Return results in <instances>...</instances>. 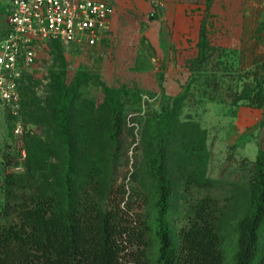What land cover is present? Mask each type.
Returning a JSON list of instances; mask_svg holds the SVG:
<instances>
[{
  "label": "rangeland",
  "instance_id": "1",
  "mask_svg": "<svg viewBox=\"0 0 264 264\" xmlns=\"http://www.w3.org/2000/svg\"><path fill=\"white\" fill-rule=\"evenodd\" d=\"M7 8L0 5V43ZM261 32L254 28L244 34L242 28H233L231 48L224 54L209 43L206 52L213 56L201 64H192L191 48L175 62L144 39L130 51L112 52L79 50L55 41L41 44L17 82L19 99L0 98V224L7 219L12 188L22 193L24 187L35 195L50 189L70 203L87 195L106 202L118 194L122 206L147 228L145 257L156 264L159 210L148 164L156 151L160 118L180 95L184 103L169 153L174 191L166 223L179 244L180 229L207 194L193 186V179L214 182L209 194L225 201L221 248L225 264H234L237 223L251 205L250 161L256 155L248 144L254 141L264 149V108L250 107L245 100L231 103L253 77L247 73L255 71V60L262 59ZM64 101L69 137L56 123ZM261 236L263 248L264 227Z\"/></svg>",
  "mask_w": 264,
  "mask_h": 264
},
{
  "label": "trees",
  "instance_id": "2",
  "mask_svg": "<svg viewBox=\"0 0 264 264\" xmlns=\"http://www.w3.org/2000/svg\"><path fill=\"white\" fill-rule=\"evenodd\" d=\"M209 34L203 25L199 42L193 51L190 50L192 64L209 61L213 56V52H206V48L210 49L207 47L211 43ZM218 49L224 54L227 52ZM260 57L264 60V53ZM260 60H255V71L247 73L253 77L245 83L243 94L236 96L232 105L245 100L250 107L264 108V62ZM183 103L184 98L177 95L173 109H168L160 118L156 151L148 164L157 190L159 210L160 254L156 264H225L220 234V210L225 201L218 195L209 194L215 187L214 182L193 179V186L207 194L194 205L188 223L180 229L179 244H174L166 223L174 191L169 153L180 127L179 111ZM59 106L56 123L60 132L69 137L66 101ZM250 162L251 205L237 223L238 251L234 264H264V246L261 248L264 227L262 147L256 159ZM23 189L18 193L12 188V198L6 205L7 219L0 224V264H150L145 257L149 245L147 228L122 206L118 194L106 202L87 195L73 198L70 203L61 200L50 189L37 195Z\"/></svg>",
  "mask_w": 264,
  "mask_h": 264
},
{
  "label": "crops",
  "instance_id": "3",
  "mask_svg": "<svg viewBox=\"0 0 264 264\" xmlns=\"http://www.w3.org/2000/svg\"><path fill=\"white\" fill-rule=\"evenodd\" d=\"M110 1L114 4V12L106 36L97 46L109 52L118 48L130 51L136 42L144 39L152 50L167 52L172 60L179 62L186 51L196 47L203 25L209 28L211 44L225 49L234 43L235 27L242 28L244 34L260 28L264 36V0ZM0 5L8 6V16L12 0H0ZM241 42L239 39L238 43ZM250 144L254 146L251 153L257 157L258 143L252 141ZM254 155L247 153L245 157Z\"/></svg>",
  "mask_w": 264,
  "mask_h": 264
},
{
  "label": "built area",
  "instance_id": "4",
  "mask_svg": "<svg viewBox=\"0 0 264 264\" xmlns=\"http://www.w3.org/2000/svg\"><path fill=\"white\" fill-rule=\"evenodd\" d=\"M113 12L110 0H12L0 43V98L19 99L17 82L44 42L79 50L97 47Z\"/></svg>",
  "mask_w": 264,
  "mask_h": 264
}]
</instances>
